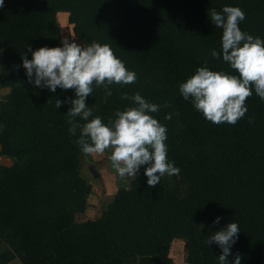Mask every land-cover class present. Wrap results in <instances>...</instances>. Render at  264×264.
I'll list each match as a JSON object with an SVG mask.
<instances>
[{
    "label": "trees",
    "instance_id": "16d2710c",
    "mask_svg": "<svg viewBox=\"0 0 264 264\" xmlns=\"http://www.w3.org/2000/svg\"><path fill=\"white\" fill-rule=\"evenodd\" d=\"M226 5L244 11L242 31L264 39V0H5L0 157L11 162L0 164V264H174L169 249L176 238L187 264H218L221 250L205 240L232 221L240 232L229 261L239 254L241 264H264V101L253 91L235 124H213L178 90L201 66L235 74L210 54L220 51L222 29L208 11ZM59 11L68 13L83 45H110L136 73L132 84L110 85L111 96L93 86L85 101L93 116L108 123L132 106L124 93L160 105L151 115L166 126L167 156L180 169L150 187L141 166L93 219L76 220L92 187L79 172V130L68 131L71 105L55 106L74 91L34 86L21 66L23 54L31 58L29 46H60ZM166 113L178 115L166 120Z\"/></svg>",
    "mask_w": 264,
    "mask_h": 264
},
{
    "label": "clouds",
    "instance_id": "9594fccd",
    "mask_svg": "<svg viewBox=\"0 0 264 264\" xmlns=\"http://www.w3.org/2000/svg\"><path fill=\"white\" fill-rule=\"evenodd\" d=\"M4 3L5 0H0V8ZM208 16L216 28L222 29L220 51L212 49L211 57L222 58L235 74L201 66L179 83L178 90L207 121L235 124L247 112L245 101L253 91L264 101V39L241 30L239 24L245 13L238 6L226 5L221 11L210 9ZM27 51L31 58L23 54L21 66L30 84L50 92H55L57 87L74 91L75 98L56 99L55 106L58 109L63 103H70L68 131L75 135L79 130L76 143L85 159L108 151L111 168L120 178H135L141 166H146L143 174L150 187H155L165 175L179 174L180 169L167 156V128L151 115L159 111L160 105L149 102L138 92L124 93L122 99L130 100L132 106L117 110L108 123L102 122L100 116H93L92 109L86 105L93 86H103L107 97L112 95L110 85L124 86L137 79L136 73L126 68L110 45L92 42L85 46L63 39L60 46L35 50L29 46ZM173 114L178 115L166 113L164 119L170 120ZM76 117L84 123H79ZM221 219L217 216L213 223ZM238 232V224L232 221L207 236V246L215 243L221 250L218 264H241L239 254L231 262L228 259Z\"/></svg>",
    "mask_w": 264,
    "mask_h": 264
},
{
    "label": "rangeland",
    "instance_id": "374dc122",
    "mask_svg": "<svg viewBox=\"0 0 264 264\" xmlns=\"http://www.w3.org/2000/svg\"><path fill=\"white\" fill-rule=\"evenodd\" d=\"M68 13L59 11L56 19L61 26V38L69 41L75 40L82 44L74 37L72 32L73 25L68 22ZM7 92L5 89H0V99ZM109 152L103 154H91L85 159L82 156L79 172L80 175L92 187L88 195V206L82 214H77L76 220L93 219L100 215L102 209L109 203L118 188L127 187L133 177L120 178L113 168H111L108 159ZM11 160L7 157H0V164H9ZM183 240L174 239L170 245L169 256L174 264H187L185 261L186 253L183 248ZM17 260H12L7 264H17ZM111 264H122L119 259H114Z\"/></svg>",
    "mask_w": 264,
    "mask_h": 264
},
{
    "label": "crops",
    "instance_id": "0c3cea01",
    "mask_svg": "<svg viewBox=\"0 0 264 264\" xmlns=\"http://www.w3.org/2000/svg\"><path fill=\"white\" fill-rule=\"evenodd\" d=\"M4 158V157H3Z\"/></svg>",
    "mask_w": 264,
    "mask_h": 264
}]
</instances>
